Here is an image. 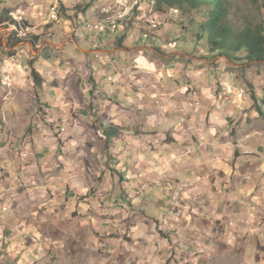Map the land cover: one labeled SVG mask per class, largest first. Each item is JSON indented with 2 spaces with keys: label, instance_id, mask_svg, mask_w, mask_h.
<instances>
[{
  "label": "clouds",
  "instance_id": "9594fccd",
  "mask_svg": "<svg viewBox=\"0 0 264 264\" xmlns=\"http://www.w3.org/2000/svg\"><path fill=\"white\" fill-rule=\"evenodd\" d=\"M156 6L0 5L15 21L0 37L36 38L0 48V264H57L69 236L90 264H256L264 65L258 76L241 72L246 42L209 52L195 8ZM232 12L239 36L264 44V0H237ZM21 182L31 202L14 210ZM178 198L186 203L174 216Z\"/></svg>",
  "mask_w": 264,
  "mask_h": 264
},
{
  "label": "trees",
  "instance_id": "16d2710c",
  "mask_svg": "<svg viewBox=\"0 0 264 264\" xmlns=\"http://www.w3.org/2000/svg\"><path fill=\"white\" fill-rule=\"evenodd\" d=\"M187 4L189 10L196 9V15L204 17L201 20L200 30L208 33L206 41L209 46L208 50L211 52L214 48H221L224 52H229L238 42H246L249 48V58L247 64H264V44L256 41L250 35L241 38L238 34L239 30L229 20V3L227 0H157V6L153 9L154 12L161 13L166 10L162 5L168 8L174 5L183 6ZM8 9H0V21L8 19V25L0 28H8L15 24L8 16ZM26 24V22H24ZM23 21H21V25ZM21 25H16L17 30ZM219 37V42L216 40ZM198 38V37H197ZM35 37L16 38V32H11L7 37L8 46L14 47L16 44L28 43L30 45L35 43ZM261 104L264 105V90L262 92Z\"/></svg>",
  "mask_w": 264,
  "mask_h": 264
},
{
  "label": "crops",
  "instance_id": "0c3cea01",
  "mask_svg": "<svg viewBox=\"0 0 264 264\" xmlns=\"http://www.w3.org/2000/svg\"><path fill=\"white\" fill-rule=\"evenodd\" d=\"M8 0H5L4 2L0 1V5H5L7 4ZM3 9H8L7 7H4ZM9 10V9H8ZM27 23V21H25ZM47 27V26H46ZM132 25L129 24V28H131ZM9 35V33L6 34V36H3L0 40V48H6L5 47V39L6 37ZM21 46L24 45H29L30 44H20ZM119 45H117L118 47ZM13 54V53H12ZM31 55V53H29ZM14 55V54H13ZM12 58V57H11ZM10 58V59H11ZM44 58L47 59V51H45V55ZM251 72V71H250ZM255 76L260 75V72H252ZM70 77H66L65 80L63 81V85L64 86H68L69 82H70ZM56 82L54 81L53 84H55ZM251 87V86H250ZM264 90V87L260 88V92H261V98H262V92ZM61 91H63V88H61ZM65 95H67V93H65ZM261 98H260V102H261ZM251 99L253 100V107H256V96L255 93H253V96L251 97ZM259 111V108L257 109ZM262 116H264V112L261 113ZM69 127H71V124L69 123ZM182 127H184L182 125ZM171 131V130H170ZM177 135H181L182 137V133L177 131L176 133ZM168 141L165 140L162 143H167ZM221 145H223L225 143V141L222 139L220 141ZM241 147H245V145H241ZM222 151L224 153L227 152V148H223ZM87 163V161H86ZM248 168V165L245 164L242 166L241 168V174H243L244 169ZM165 175H168L167 173H165ZM48 177H44L43 174H41L38 178V182L42 181L44 183L48 182ZM210 182L211 179H210ZM214 191V189H213ZM33 196H36L37 199H39V193H32ZM48 199H51V193H48ZM169 200L171 201V197H169ZM31 201H29V192L27 191L26 186L24 185L23 182H21V184L18 186L17 191L15 193V198L12 202V209L16 210L17 206H20L19 210H22L28 203H30ZM186 202L179 200V198L177 199L176 202H170L168 205V211H170L172 213V215L174 216H179V213L181 212V210L183 209L184 205ZM179 206H176V205ZM188 214L192 215V210L191 208H189L188 210ZM142 215V214H141ZM260 216H264V205H258L256 208H254L252 210V217H260ZM114 219V217H113ZM162 219L164 221H168V213L165 212L164 216L162 217ZM193 220H195V217L193 216ZM145 224H147V221H145ZM157 227H160L159 222L157 223ZM82 239V237H81ZM127 239V237L125 238ZM253 241H254V253H253V260L254 262H256V264H259V261L261 260V253H264V247H261L260 241L253 236ZM57 264H90V261H88L87 255L85 250L83 249V247L76 243V241H74L70 236L67 238V240L65 241L64 247L62 249H59L57 252V255L55 257ZM216 257H214V261H215Z\"/></svg>",
  "mask_w": 264,
  "mask_h": 264
},
{
  "label": "rangeland",
  "instance_id": "374dc122",
  "mask_svg": "<svg viewBox=\"0 0 264 264\" xmlns=\"http://www.w3.org/2000/svg\"><path fill=\"white\" fill-rule=\"evenodd\" d=\"M2 2H4L5 0H0ZM227 2L229 3V20L231 21V23L237 28V23H236V16L233 14L232 9L236 6L237 0H227ZM135 11V10H134ZM200 19L204 18L199 16ZM6 30V28H0V32H4ZM10 34V33H9ZM9 36V35H8ZM7 36V37H8ZM7 37L5 40H7ZM2 37H0L1 40ZM197 40H199V36L197 38ZM5 43V41H4ZM23 44V43H22ZM27 44V43H26ZM5 47L6 48H10V46H8V44L5 43ZM209 51V50H208ZM210 52V51H209ZM14 54V53H13ZM12 52L8 53V57L11 58L13 56ZM264 64H245L243 65V67L240 69L241 72H260L261 71V66Z\"/></svg>",
  "mask_w": 264,
  "mask_h": 264
}]
</instances>
